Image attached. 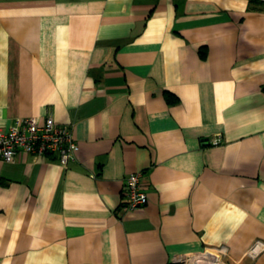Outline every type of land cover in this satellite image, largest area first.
<instances>
[{
    "label": "crops",
    "instance_id": "crops-1",
    "mask_svg": "<svg viewBox=\"0 0 264 264\" xmlns=\"http://www.w3.org/2000/svg\"><path fill=\"white\" fill-rule=\"evenodd\" d=\"M48 115L76 159L0 160V264H264V0H0V130Z\"/></svg>",
    "mask_w": 264,
    "mask_h": 264
},
{
    "label": "built area",
    "instance_id": "built-area-1",
    "mask_svg": "<svg viewBox=\"0 0 264 264\" xmlns=\"http://www.w3.org/2000/svg\"><path fill=\"white\" fill-rule=\"evenodd\" d=\"M218 139L212 141L218 144ZM46 158L54 156L66 166L76 159L78 145L72 138L71 129L57 124L51 115L42 121L36 118H17L6 131L0 130V160L11 162L19 152ZM124 209L134 210L144 207L147 194L142 184V173L134 172L124 180Z\"/></svg>",
    "mask_w": 264,
    "mask_h": 264
}]
</instances>
